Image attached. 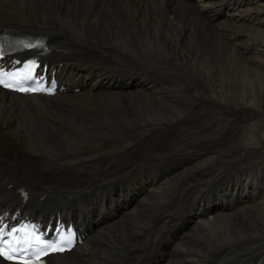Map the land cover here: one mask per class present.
<instances>
[{"label":"bare ground","instance_id":"1","mask_svg":"<svg viewBox=\"0 0 264 264\" xmlns=\"http://www.w3.org/2000/svg\"><path fill=\"white\" fill-rule=\"evenodd\" d=\"M114 2L0 0V24L44 30L53 45V66L64 80L80 87L47 100H29L37 105L36 111L28 109L26 100H15L0 90L1 177L13 178V185L19 183L28 191L24 209L46 184L53 199L32 200V211L45 205L77 215L80 210L87 213L93 202L107 199L112 201L109 215L128 208L99 228L88 229L92 221L80 220L88 244H80L67 257L73 264H138L141 259L155 264H229L230 259L264 264V194L255 202L249 199L264 193V188L256 189V183L251 185L254 180L246 186L243 179L238 187L237 178L227 185L229 179L218 183L220 179L208 175L218 193L214 202L209 201L195 195L212 182H207L208 167L185 168L187 163H178L174 156L177 148L189 151L181 140L197 138L201 132L221 141L225 130L232 134L225 143H216L214 137L205 149L200 143L191 146V153L181 151L180 159L197 161L208 154L207 147L227 160L254 150L250 161L227 162L224 174L235 173L234 165L264 162V151H258L264 145V73L249 65L255 59L264 65V0H152L122 8ZM246 3L255 6L241 11ZM99 89L106 91L96 92ZM201 102L211 109L201 116L204 123L190 118L189 107ZM238 114L247 118L244 135L242 124L233 122ZM224 115L228 122L221 125ZM44 116L60 120L63 127L35 134ZM180 117L184 119L176 123ZM191 121L198 126H188ZM139 125L148 133L146 138L139 137ZM170 131L176 136L160 145L159 140L151 143L154 136ZM120 136L134 138L135 144L118 146ZM148 142L153 163H142V156L118 161ZM20 152L25 163H12V156ZM41 156L53 160L46 162ZM203 158L201 164L206 163ZM255 171L264 174V164ZM197 176L203 180L194 181ZM105 180L107 187L102 184ZM170 188L177 193L167 195ZM7 190L0 183V194L5 196ZM109 190L114 192L105 195ZM68 193L82 200L69 203ZM56 196L63 199L57 202ZM242 196L245 206L235 211L232 202ZM13 197L18 198L17 193ZM85 201L89 202L84 205ZM151 201L161 209L153 208ZM97 205L100 210L101 204ZM168 218L177 222L171 230ZM189 221L192 227H187ZM182 227L187 228L180 231ZM144 228L142 237L131 240ZM165 228L163 239L157 241ZM119 251L124 256H118ZM218 253L221 258L215 257ZM64 260L54 264H65Z\"/></svg>","mask_w":264,"mask_h":264},{"label":"rangeland","instance_id":"2","mask_svg":"<svg viewBox=\"0 0 264 264\" xmlns=\"http://www.w3.org/2000/svg\"><path fill=\"white\" fill-rule=\"evenodd\" d=\"M146 1L148 2H152V0H115L114 2V5L115 7L117 6V8L119 7H123V6H128V4L130 5H134V4H137V5H145L146 4ZM119 2V3H118ZM130 2V3H129ZM140 2V3H139ZM124 4V5H123ZM126 4V5H125ZM252 4V5H251ZM106 5L108 6L109 5V1L106 2ZM251 5V6H250ZM110 6V5H109ZM255 4L254 3H246L245 5H243L240 10H244V9H247L248 7H254ZM247 7V8H246ZM231 19H234L231 17ZM236 20V19H235ZM255 53V52H254ZM252 52V54H254ZM154 57V56H153ZM253 61V60H252ZM250 61L249 62V65L251 67H254L256 68L259 72L261 73H264V65H262L261 63H259V61H257L255 59V61ZM260 64V65H259ZM260 66V67H259ZM263 70V71H262ZM98 91H106V90H96V92ZM108 91V90H107ZM202 104L200 105H193L190 108V113H191V116L190 118H193L195 120H200L201 123H204L206 121V119H203L201 118V116L205 115V114H209L210 113V106L209 105H204L203 102H201ZM193 107V108H192ZM202 110H201V109ZM198 110V111H197ZM264 110V108H263ZM236 117V120H233L234 122V125L237 124V122L239 124H242V127H241V135H244L246 129L248 128V125L247 123L245 122V120L247 119L246 117H242L240 116L239 114ZM228 117H226L225 115L223 117L220 118V124L221 125H224L228 122L227 120ZM238 118V119H237ZM184 118L180 117L178 120H176V123H179L180 120H183ZM241 121V122H240ZM63 123L58 120V119H53L52 117L50 116H44V120L42 122V125L39 126L35 132V134L38 132V130H43L44 132L47 131L48 128H51V127H63ZM189 125H194V126H198V123H196L195 121H191L190 123H188V126ZM140 128H139V137L140 138H146L148 136V133L146 132V130H144L143 126L139 125ZM205 129H209L208 126H204ZM245 130V131H244ZM175 132L173 131H170L168 133H165L163 134L160 138L154 136L153 138H151V143H154V142H157V140H159L156 144L157 145H160L162 143H164L165 141L169 140L171 138V136H176V134H174ZM198 137L197 138H192V136L190 137H187L183 140H181V145L182 147L184 146L185 148H189V151L193 150L191 146L195 145V144H200L202 145L203 149H205V145L207 144V142H213L211 141L214 137L216 139V143H219L220 144H223V142L225 143L227 141L228 138H230L232 136V134L228 133V131H225L223 132L222 134V137H224L221 141H219L218 139V136H214V134L210 133V134H206V135H203L201 132H198L197 133ZM203 135V136H202ZM210 135H213V137H207V136H210ZM203 137V138H202ZM237 137V136H236ZM130 137H127V136H120V139H118L117 141V145H124L126 147V145H134L135 144V140L134 138H130ZM158 138V139H157ZM218 139V140H217ZM151 143L148 142L144 145H141V146H137V147H133V149L129 152L128 155H126L125 157H119L118 161L121 162V163H124L125 161H128V160H131V158H135V157H141L142 158H145V161L142 162V163H153L152 159H151ZM148 144V145H147ZM210 145H213L215 147H217L218 145L214 144V143H211ZM208 149H210V153L208 152V154H206V156L204 157V155H200L197 157V159L199 160H192V161H188V160H184L185 158H187L188 156H184L183 158L180 159V154L183 153H186V152H189L188 150L186 149H183V148H177V152H175V155L174 156H177V162L178 163H187L184 165L185 168H187V166H195V164L197 165H203V166H207L208 167V171H207V177L211 176L212 177H217L215 178L214 180L216 179H220V180H216V182L220 183L223 179H229L230 183H228L227 185L231 184V181H232V178H237V182H238V187H240V184L243 182L244 184V180L243 179H246L247 180V183L245 184L246 186L248 184H250V182H252L253 180L255 182H252L251 185L253 184H257V185H253L256 189L258 188H264V174H259L257 173L255 170L261 168L264 164L263 162V159L262 160H259V161H254L252 163H257V165H247V166H239L238 165H234L232 167L238 169L237 171L232 172V173H229V174H224V172L226 171L227 167H228V163H230L231 165L233 163H244L246 161H250L251 159L254 158L255 156V153H254V150H247L246 153H243L241 156H237V157H234L232 159H225V158H222V157H217V155L214 153V150L213 148L211 149L210 147H207ZM179 149V150H178ZM182 151V152H181ZM258 151L259 152H263L264 151V145H260L258 147ZM219 152H221L220 148H219ZM191 153V152H189ZM178 154V155H177ZM139 155V156H138ZM69 158H70V155H68ZM204 158H203V157ZM213 156V157H212ZM209 157V158H208ZM23 158H24V155L22 152L18 153V154H14L11 158V162L12 163H25V161H23ZM41 158L46 161V162H51L53 159H49V158H46L44 156H41ZM205 159V162L206 163H203L201 164V159ZM226 160V161H225ZM185 161V162H184ZM169 162H173V165L175 166L176 165V162L175 161H169ZM29 164V163H28ZM250 172V173H249ZM209 175V176H208ZM219 176V177H218ZM199 177V178H198ZM250 178V179H249ZM256 178V179H255ZM194 181H201V179L203 180V177L201 176H197L195 178H193ZM208 181H212V179L209 177V179L207 180ZM241 181V182H240ZM249 181V182H248ZM263 181V182H262ZM203 183H206L204 181H202ZM262 182V183H261ZM160 183V180H158L156 182V184H159ZM207 184V183H206ZM226 185V186H227ZM222 186V185H221ZM173 189V190H172ZM173 191V192H170V191ZM177 190H175V188H170L169 191L167 190L166 191V194L169 195V196H172V194L174 195L175 192ZM202 191V192H201ZM201 191H198L199 193H195V195L197 194H201L203 198L209 200V201H212L214 202L215 201V198L217 197L218 193H217V189H216V183H214V181L211 182V184H208L205 188H203ZM261 193V194H260ZM260 193H256V197H250L249 199L251 200L250 203L252 202H255L257 200H260L259 196L263 195L264 193L260 192ZM239 194V192H238ZM259 194V195H258ZM258 195V196H257ZM191 195L188 196V199H190ZM243 198V199H242ZM253 198V199H252ZM175 199V197H173L171 199V203L173 202V200ZM256 199V200H255ZM243 200H245V198L242 196L241 199H237L235 201H233V205H234V209H236L235 211L238 210V208H241L243 206H245L244 202L243 203ZM255 200V201H254ZM170 203V204H171ZM151 204H152V207L155 208L156 210H159L161 209V206L153 201H151ZM157 204V205H155ZM160 207V208H159ZM192 208V207H190ZM172 210V209H171ZM173 211H174V208H173ZM122 214V213H121ZM119 214V215H121ZM170 219V218H168ZM171 222H174V219H170ZM171 224V223H170ZM196 224V223H194ZM191 225L192 222L189 221V223L187 224V227L190 226L192 227ZM149 227V225L147 226ZM146 227V228H147ZM187 227H185L184 229H186ZM146 228H144L140 234H137V235H133L131 237V240H134V239H138L140 237H142L145 233L143 232L144 230H146ZM183 227L181 228L180 231L184 230ZM185 231V230H184ZM180 235H177L176 239L179 237ZM182 236H184V234H182ZM258 245H261V244H258ZM263 249V247H262ZM264 256V255H263ZM215 257H220L221 258V254L218 253L215 255ZM229 261V259H228ZM229 264H247L246 260H243L241 262H237V259H230V262H228Z\"/></svg>","mask_w":264,"mask_h":264},{"label":"snow or ice","instance_id":"3","mask_svg":"<svg viewBox=\"0 0 264 264\" xmlns=\"http://www.w3.org/2000/svg\"><path fill=\"white\" fill-rule=\"evenodd\" d=\"M25 79L27 81V80L31 79V77H26ZM2 83H3V81L0 80V84H2ZM28 90H31V89L29 88ZM2 243H3V240H0V244H2ZM53 244H55V241L53 242ZM2 254H3V249L0 248V255H2Z\"/></svg>","mask_w":264,"mask_h":264}]
</instances>
